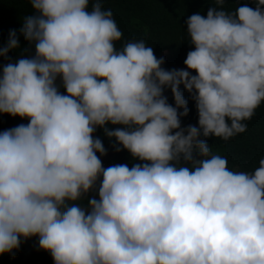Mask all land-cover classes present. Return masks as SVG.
I'll list each match as a JSON object with an SVG mask.
<instances>
[{"label": "clouds", "instance_id": "1", "mask_svg": "<svg viewBox=\"0 0 264 264\" xmlns=\"http://www.w3.org/2000/svg\"><path fill=\"white\" fill-rule=\"evenodd\" d=\"M105 2L27 0L0 43V116L28 121L0 131V256L36 238L53 264H264V158L207 143L264 104V0H207L180 69ZM101 136L130 162L105 167Z\"/></svg>", "mask_w": 264, "mask_h": 264}, {"label": "trees", "instance_id": "2", "mask_svg": "<svg viewBox=\"0 0 264 264\" xmlns=\"http://www.w3.org/2000/svg\"><path fill=\"white\" fill-rule=\"evenodd\" d=\"M249 6L255 7L254 4ZM104 7L113 11L125 40H145L153 47L157 58H165L163 67L172 69L185 67L184 60L191 50L190 45L183 43L187 39L185 20L196 12L206 16L211 5L207 0H106ZM226 7L234 8L235 4H226ZM31 11L27 0H0V43L8 40L10 30L18 32L23 17ZM20 41L23 47L26 42L22 36ZM9 55L16 57L15 52H10ZM166 95L169 103H172L171 93ZM185 96L187 98V93ZM189 108V116L182 119V125L197 123L196 109L190 99ZM13 119L8 115L0 116V131L10 128ZM247 124L246 132L236 135L228 142L214 137L210 142L215 152L218 149L216 153L226 157L228 166L236 170H252L258 166L259 159L264 158V104L256 110ZM97 134L100 135V132ZM101 138L108 150V155L102 159L108 160L107 165L104 162L105 167L130 162L126 151L117 153L107 138ZM0 264H53V260L47 252L39 250L37 239L32 238L23 242L14 255L0 256Z\"/></svg>", "mask_w": 264, "mask_h": 264}, {"label": "rangeland", "instance_id": "3", "mask_svg": "<svg viewBox=\"0 0 264 264\" xmlns=\"http://www.w3.org/2000/svg\"><path fill=\"white\" fill-rule=\"evenodd\" d=\"M181 68H184V67H181ZM177 69H180V68H177ZM28 121L27 120H21L19 117H16V118H14L13 120H12V123L10 124V128L11 127H14V126H16V125H18V124H21V123H24V124H26ZM211 139L212 138H209L208 140H207V143L212 147V149H213V151L215 152V149H214V147L210 144V142H211ZM219 150L217 149L216 150V152H218ZM111 154V153H110ZM104 157H101V159H103ZM112 158H110V160H111ZM107 161L108 160H103V164H104V162H106V165H107Z\"/></svg>", "mask_w": 264, "mask_h": 264}]
</instances>
